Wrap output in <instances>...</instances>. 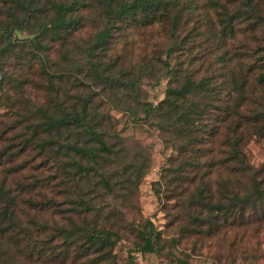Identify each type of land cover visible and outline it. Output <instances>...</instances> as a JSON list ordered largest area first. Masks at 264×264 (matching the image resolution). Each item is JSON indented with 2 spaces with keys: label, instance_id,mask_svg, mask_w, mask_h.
Here are the masks:
<instances>
[{
  "label": "rangeland",
  "instance_id": "rangeland-1",
  "mask_svg": "<svg viewBox=\"0 0 264 264\" xmlns=\"http://www.w3.org/2000/svg\"><path fill=\"white\" fill-rule=\"evenodd\" d=\"M257 1V12L250 17L243 8L233 32L224 34L208 0H199L197 32L170 56L168 25L117 28L106 47H96L105 22L97 8L67 39L52 32L43 37L45 61L28 31L0 33V149L15 151L37 132L35 142L6 163L23 164L6 176L7 187L21 190L18 199L50 204L39 215L52 227L107 230L114 239L85 255L86 246H34L32 258L17 253L12 264H264V0ZM4 14L2 25H12L9 11ZM251 22H258L254 31ZM193 25L194 19L180 35ZM189 57L197 60V79L209 78L213 87V96L198 99L209 107L199 123L197 167L185 163L192 152L180 151L184 138L176 127L167 120L160 128V118L142 110L143 103L164 98L168 81L175 83L172 72ZM138 73H144L140 88L125 89L123 80ZM178 74L182 79L183 70ZM78 97L90 99L112 145V153L98 152L93 164L66 143L51 151L36 145L39 138H58L45 130L42 111L59 116ZM64 132L60 142L85 141L84 133ZM147 236L153 252L141 251ZM45 249L56 259L36 257Z\"/></svg>",
  "mask_w": 264,
  "mask_h": 264
},
{
  "label": "trees",
  "instance_id": "trees-1",
  "mask_svg": "<svg viewBox=\"0 0 264 264\" xmlns=\"http://www.w3.org/2000/svg\"><path fill=\"white\" fill-rule=\"evenodd\" d=\"M198 1L0 0V14L4 15V18L0 19V33L11 34V32L28 31L26 38L35 46L39 57L44 58L45 61L48 45L43 44V37L52 32L56 35V38L67 39L72 33H76L83 27V20L87 11L97 8L105 16V22L96 33V47H106L111 42L113 31L115 29L117 31V28L121 31H134L154 25H168L171 45L167 55L170 56L172 52L182 50L187 38L191 36L193 31L197 32V14L201 15ZM259 5L260 2L257 0H208V6L210 7L208 9H214L224 34L233 32L234 20L239 17V14H242L243 8L246 7L245 12L251 17V13H256L259 9ZM6 10L9 11L8 18H13L14 22H12V25L6 24L3 26L2 21L5 20L4 12ZM192 19H194V25L183 38L180 35V29ZM257 23H249L251 31L255 30ZM187 43H189L187 45H190L191 42L187 41ZM182 63H185V58L178 65L179 69L172 72L171 79L175 83L168 81L164 98L156 105L143 103L142 110L145 114L144 117L155 114L160 118L159 123L161 124L158 127H164L165 129L167 120L171 122L170 127H176L175 129L184 138L183 148H180V151L184 152L187 148H191L192 153L186 158L185 163L197 167V142L201 141L199 123L202 115L208 111L209 107L208 105L200 107L198 99L200 96L207 98L213 96V87L209 78L197 79V60L189 57L183 68ZM164 66L171 73L168 62H164ZM181 69L183 70V78L179 79L178 73ZM143 74L138 73L123 80L124 88L129 91L140 88L139 81ZM145 75L150 76L149 73H145ZM89 101V98L78 97L76 100L71 101L69 107L62 110L63 113L59 116H48L42 111L45 118H47L44 122L45 130L47 132L51 130L57 132L58 138H39L40 140L37 141L36 145L40 148V151L59 149L66 143L68 146L70 145L75 155L85 157L92 164L96 163L98 152L106 155L112 153V145L106 144L104 125L96 116V109H89ZM132 115L134 118L137 117L136 114ZM214 130L215 127L212 125L208 131L213 132ZM71 131L84 133L85 141L82 143L77 140L70 143L68 139L59 141L62 132L68 133ZM36 136L37 132L35 134L32 131L31 135L24 140L25 143L15 151L10 150L9 152L8 147L0 149V264H12L13 257L17 253L32 258L34 246H86L82 255H85L90 246H106L107 244L111 246L114 239L107 230L94 229L93 231L75 232L74 228L70 231L63 227L50 226L48 221L42 219L39 215L51 209L50 204H46V202L40 204L38 201L25 198L18 199V192H21V190L17 191L15 188L12 190L7 187L6 176L21 170L23 164H15L10 167L6 163L10 162L15 155H20L24 151L26 143H34ZM65 138H68V136ZM93 141L95 142L94 145L86 144ZM240 154L237 153L239 158L242 159ZM91 168L88 167L84 171L87 173ZM181 170H184V168L182 167ZM100 176L107 186L108 183L103 173H100ZM82 203L85 209L90 208L88 202ZM77 212L81 213V210ZM148 223L152 230L155 229L151 222ZM5 246H14V248L10 252V249ZM141 251L153 252L151 236L145 238ZM36 253L37 258L44 255L50 260L56 259L58 256L52 249L38 250ZM64 256L66 258L67 254H64Z\"/></svg>",
  "mask_w": 264,
  "mask_h": 264
},
{
  "label": "built area",
  "instance_id": "built-area-1",
  "mask_svg": "<svg viewBox=\"0 0 264 264\" xmlns=\"http://www.w3.org/2000/svg\"><path fill=\"white\" fill-rule=\"evenodd\" d=\"M209 264H215V263H209Z\"/></svg>",
  "mask_w": 264,
  "mask_h": 264
}]
</instances>
